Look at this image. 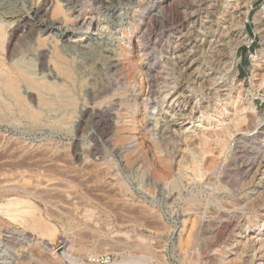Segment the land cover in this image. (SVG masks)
Wrapping results in <instances>:
<instances>
[{
	"label": "rangeland",
	"instance_id": "374dc122",
	"mask_svg": "<svg viewBox=\"0 0 264 264\" xmlns=\"http://www.w3.org/2000/svg\"><path fill=\"white\" fill-rule=\"evenodd\" d=\"M11 1L29 11L44 0ZM99 1L59 0L68 19L58 14L56 23L70 38L54 43L47 35L58 30L42 32L64 56L52 83L34 52L38 33H31L43 16L20 32L0 0V264L35 254L34 264H264V199L253 209L247 204L254 169L246 168L264 156V139L251 143L264 125V0H223L216 15L205 9L215 0H190L192 10L180 0L182 22L160 9L155 20L144 16L162 0ZM238 42L233 77L228 53ZM113 64L118 71L109 70ZM146 65H157V101L148 99ZM3 72L20 73L13 95ZM230 99L235 104L224 106ZM85 106L108 109L111 120L83 117ZM237 118L245 122L230 128ZM226 129L218 154L214 134L222 138ZM170 134L183 141L175 158L164 144ZM199 136L210 147L198 164L213 168L197 179L183 157L194 156ZM17 201L24 205H9ZM66 251L74 261L63 258Z\"/></svg>",
	"mask_w": 264,
	"mask_h": 264
},
{
	"label": "bare ground",
	"instance_id": "6f19581e",
	"mask_svg": "<svg viewBox=\"0 0 264 264\" xmlns=\"http://www.w3.org/2000/svg\"><path fill=\"white\" fill-rule=\"evenodd\" d=\"M115 0H100L99 2L100 3H102L103 5L104 4H111V3H113ZM118 1V0H117ZM182 1H184V3H186V4H188L189 5V9L190 10H192L195 6H194V4L191 2V4H189L190 2H188L187 3V1L188 0H182ZM195 1V0H194ZM24 2V1H23ZM179 2H180V0H162V1H157V2H155L154 3V5H153V8H151V9H149L147 12H146V14L144 15L147 19H149V20H151L152 21V19L153 20H155L156 19V15L154 14L155 13V11H156V9H157V11H158V9H160L161 11H162V13L161 14H166L167 13V15L169 14V15H171L173 18H175L176 20H177V22H182V17H184L182 14H181V12H180V9H179V7H178V4H179ZM197 2V1H196ZM215 2L216 3H218V5L217 6H215L214 4H209L208 3V6L205 8V9H210V15H216L217 13H219L218 12V8H220L221 7V5L220 4H223V0H215ZM227 2V1H226ZM200 3H202L201 2V0H200ZM211 3V2H210ZM31 4V3H30ZM42 5L41 6H39L38 8H33V9H31V10H29V11H24V10H22L21 9V7H20V9L18 8V6H17V2H14L13 3V1H11V0H6V2H5V6H4V8H3V10H4V13L3 12H1L2 13V15H6L7 17H9L10 19H12V21L14 20V21H16V22H18V23H21V26H18L17 27V29L16 30H20V32L22 31V29H23V31H24V29H29V27L31 28V26H32V24H31V21H34V20H36V19H40L41 17L40 16H43V18H41V20L38 22V24H37V26H36V28L35 27H33V28H31V31H30V29L28 30V32H31V33H34V32H36L37 31V37H35V38H37V39H34L35 40V42H36V40H37V44L35 43V50H34V52L36 53V55L38 56V58H39V60H40V65H42V68L44 69V70H46L47 72H48V78H49V80L50 81H52V83H54L53 81L54 80H58V77L60 76L59 74H58V71H59V69L57 70V68H58V65H61L62 64V59H63V55H61V52L57 49V47H56V44L54 45V46H51L52 45V41L50 42V44L49 43H47V42H49V41H47L46 42V40L48 39V37H50V38H55L56 39V41L54 40V43L55 42H57V43H60V41L61 40H66V39H68V38H70V35H69V31L68 30H64V27H63V29H62V27H61V25H60V27H59V25H57V23H56V21H57V19H56V16H58V14H62L63 15V19H68L67 18V15H66V17H64L65 16V11H64V9H63V6L59 3V0H44L43 1V3H41ZM182 5V4H181ZM195 5H196V3H195ZM203 5V4H202ZM31 7V6H30ZM200 7V6H199ZM105 8V7H104ZM204 8H202V9H204ZM30 9V8H29ZM225 9V8H224ZM250 9H251V7H250V2H248L247 4H246V7H245V11L241 14V16H240V20H239V22H238V25H237V27L239 26V28L237 29V31H238V35L241 33L243 36H244V34H245V32H244V26H245V23L248 21V15H249V12H250ZM189 10V11H190ZM186 11V10H185ZM191 12V11H190ZM193 12V11H192ZM188 13V12H187ZM48 14H50L49 15V17H48ZM195 14V13H194ZM220 14V13H219ZM62 15H60V16H62ZM157 15H159V13L157 14ZM186 16V15H185ZM7 17H6V19H7ZM40 17V18H39ZM143 17V16H142ZM59 18V17H58ZM166 18H167V16H166ZM62 19V20H63ZM143 19V18H142ZM212 19V18H211ZM167 20H169V19H167ZM171 20V19H170ZM209 20V19H208ZM65 22L67 21V20H64ZM174 21V20H173ZM175 22V21H174ZM184 22V21H183ZM262 22V21H261ZM20 25V24H19ZM148 25V24H147ZM145 27V26H144ZM168 27V26H167ZM264 28V27H263ZM66 29V28H65ZM185 29V28H184ZM193 29V28H192ZM50 30H58V32L57 33H55V34H53L52 33V36H51V34L49 35H45L46 37H44L43 36V34H42V32L43 31H49L50 32ZM19 33V32H18ZM17 33V34H18ZM23 33V32H22ZM2 34V29H1V26H0V35ZM28 34V33H27ZM36 34V33H35ZM40 34H42V35H40ZM14 35V34H13ZM12 35V36H13ZM16 35V34H15ZM20 35H21V33H20ZM21 36H23V34L21 35ZM25 37H26V35H24ZM24 36H23V38H24ZM30 36V35H29ZM33 36H36V35H33ZM32 35H31V37H33ZM41 37H44V38H41ZM16 38H20L19 36L18 37H16ZM22 38V39H23ZM30 38V37H29ZM28 37H26V39H29ZM47 38V39H46ZM32 39V38H31ZM31 39H29V40H31ZM60 39V40H59ZM245 39V38H244ZM23 40H25V39H23ZM49 40V39H48ZM170 40V39H169ZM32 41H33V39H32ZM59 41V42H58ZM31 42V41H30ZM19 43V42H18ZM20 43H22V42H20ZM33 43V42H32ZM11 45V41H10V43H9V45H8V47H11L12 48V46H10ZM16 45V44H15ZM240 45V42H238V43H236L235 45H234V47L233 48H230V50H229V53H228V55H229V57H230V59H231V62L230 63H228L230 66H231V68H232V73H233V77L235 76V74H236V66H235V63L233 62V58H234V55H235V51H236V49L238 48V46ZM32 46V45H31ZM173 46V45H172ZM14 47V46H13ZM163 47V46H162ZM15 48V47H14ZM33 47H31V49H32ZM168 48V47H167ZM163 49V48H162ZM66 52V51H65ZM8 54H10V53H8ZM63 54V53H62ZM106 55V54H105ZM68 56V55H67ZM113 57V56H112ZM64 59H66V58H64ZM159 59V58H158ZM66 62V61H65ZM0 64H1V62H0ZM2 65L3 64H1V66H0V69H2ZM131 66H133V65H131ZM156 66L157 65H146V71H145V76H146V79H149V82H147V84L150 86L149 87V93L147 94L149 97H148V99H150L151 97H153L154 99H155V101H157L158 99H159V92L158 91H160V90H157L158 88H157V80H156V78L154 77V75H152V73L155 71V69H156ZM228 66V65H227ZM41 67V66H40ZM107 67L109 68V70H112V71H118V65H107ZM164 67H166V65L164 66ZM138 68V67H137ZM11 69V68H10ZM101 69V68H100ZM122 69V68H121ZM8 70V69H7ZM16 70V69H15ZM61 70V69H60ZM138 70H140V69H138ZM3 71V70H2ZM16 71H18V68H17V70ZM65 71V70H64ZM122 71V70H121ZM131 71H132V69H131ZM68 72V71H67ZM136 72V71H135ZM65 73H66V71H65ZM13 74H14V76H13ZM23 74V73H22ZM21 74V75H22ZM67 74V73H66ZM134 74V73H133ZM12 75V76H11ZM20 75V73L18 74V76ZM24 75V74H23ZM22 75V76H23ZM64 75V74H63ZM1 76H2V81L4 82V84H3V86L5 85V87H7L8 88V90L10 91V90H12V92H14L13 90L14 89H16L17 88V90H18V87L16 86V84H15V80H16V78H18V76H17V73H14V72H11V74L10 73H5V72H3L2 74H1ZM21 76V77H22ZM28 76V75H27ZM133 76H135V75H133ZM159 76V75H158ZM164 76V75H163ZM16 77V78H15ZM26 76L24 75L22 78L24 79ZM117 77V76H116ZM124 77V76H123ZM128 77V76H127ZM131 77H132V75H131ZM60 78V77H59ZM67 78V77H66ZM163 78V77H162ZM1 79V78H0ZM22 79V81H25V80H23ZM129 80V79H128ZM27 82L29 81V83L30 84H32L30 87H32V86H34V85H36V81H35V83H34V81H32L31 79H29L28 80V77H27V80H26ZM40 81V80H39ZM38 80H37V83L39 82ZM119 81H121V80H119ZM209 81V80H208ZM114 82V81H113ZM112 82V83H113ZM40 83V82H39ZM38 83V84H39ZM37 84V85H38ZM41 84V83H40ZM40 84H39V88H40ZM114 84V83H113ZM121 84V83H120ZM127 84V83H126ZM140 84H141V82H140ZM146 84V83H145ZM142 85V84H141ZM15 86H16V88H15ZM41 88H43V85L41 84ZM47 86H50V85H47ZM114 86V85H113ZM140 86V85H139ZM29 87V88H30ZM58 87V86H57ZM100 87V86H99ZM104 87V86H103ZM106 87V86H105ZM33 88V87H32ZM45 88V87H44ZM47 88V87H46ZM49 88H52V87H49ZM109 88H110V86H109ZM160 88H162V87H160ZM163 88H165V87H163ZM254 88L255 89H257V86H254ZM99 89V88H98ZM102 89V88H101ZM106 90L108 89V87L107 88H105ZM46 90V89H45ZM50 90H53V89H50ZM105 90V91H106ZM16 91V90H15ZM97 91V90H96ZM102 91H104V90H102ZM125 91V90H124ZM11 92V91H10ZM11 92V93H12ZM108 92V91H107ZM110 92V91H109ZM108 92V93H109ZM113 92H115L114 90H113ZM130 92V91H129ZM97 93V92H96ZM103 93V92H102ZM101 93V94H102ZM105 93V92H104ZM125 93V92H124ZM14 93H12V95H13ZM121 94V93H120ZM90 95H92L91 93H90ZM122 95H124L123 93H122ZM144 95H145V93H144ZM119 96V95H118ZM91 97V96H90ZM114 97V96H113ZM130 97V96H129ZM14 98H15V96H14ZM18 98H20L19 96H18ZM106 98V97H105ZM112 98V97H111ZM119 98V97H118ZM118 98H116V99H118ZM16 99V98H15ZM107 99V98H106ZM112 99H114V98H112ZM104 100V99H103ZM103 100H102V102H103ZM234 100H235V98H234ZM42 101H43V99H42ZM21 102H23V101H21ZM232 102V104L234 105L235 103L233 102V100H226L225 102H224V106L225 105H227L228 103L230 104ZM107 104H109V103H107ZM111 104V103H110ZM146 104V103H145ZM232 105V106H233ZM99 107V106H98ZM104 108V107H103ZM217 108V107H216ZM216 108H214L215 110H216ZM245 110V109H244ZM252 110V109H251ZM120 112V111H119ZM214 112V111H213ZM216 112V111H215ZM235 112V111H234ZM80 114V113H79ZM234 114V113H233ZM110 115V113L108 112V109L106 110V111H102V110H98L95 106H85L84 108H83V110H82V116L83 117H87V118H91V119H94L95 120V122L97 123V124H103V123H108V121H109V116ZM238 115V114H237ZM213 116V115H212ZM212 116H209V119H208V121L210 120V118L212 117ZM215 116V115H214ZM235 116H236V114H235ZM240 116V115H239ZM238 116V117H239ZM132 118H134V117H132ZM247 118V117H246ZM212 119V118H211ZM235 119V118H234ZM239 118H237V120H238ZM83 120V119H82ZM85 120V119H84ZM111 120V119H110ZM132 120V119H131ZM134 120V119H133ZM232 120V119H231ZM236 120V123L234 124V125H230L231 127L230 128H240L241 127V125L245 122V120H238L237 121ZM222 121V120H221ZM220 121V122H221ZM234 121L235 120H233V123H234ZM248 121V120H247ZM94 122V121H93ZM223 123V122H222ZM101 124V125H102ZM221 124V123H220ZM222 125V124H221ZM107 126V125H106ZM111 126V125H110ZM125 126V125H124ZM132 126V125H131ZM102 128V127H101ZM123 128V127H122ZM131 128V127H130ZM235 129V130H236ZM238 130V129H237ZM248 130H249V128L248 127H244L243 129H241L240 131H242L243 133L245 132V133H247L248 132ZM109 131V130H108ZM239 131V132H240ZM117 132V131H116ZM141 133V132H140ZM244 133V134H245ZM251 133V132H250ZM221 134H222V138H220V134H218V133H215L214 135V137H216V140L214 141L215 143H216V146L218 147V149L216 150L217 151V153L218 154H221L222 152H223V149H224V147L226 146V143H227V135L230 137V132H229V129L227 130H225V131H222L221 132ZM224 134H227L226 135V139H223V136H224ZM166 135H168V134H166ZM165 134H164V137L166 136ZM202 135H204L205 136V134H202ZM250 135V134H249ZM122 136V135H121ZM169 137V138H168ZM167 138H168V140L164 143L165 144V146L167 147L168 145V142L169 143H171L170 145H171V147H172V150H173V152L171 153V155H170V157L172 158H175V157H178L179 155H181V147L179 146V142H183L182 140H178L174 135H169ZM205 137H207V136H205ZM228 137V138H229ZM253 141H251V143L252 144H256L254 141L255 140H258V143L260 142L259 140L260 139H264V125H262L258 130H257V132H256V134H254L253 136ZM119 138V137H118ZM108 139V138H107ZM120 139V138H119ZM118 139V140H119ZM165 139H166V137H165ZM212 139V138H211ZM243 139V137L241 136V137H238L237 138V140H242ZM123 140V139H122ZM236 140V139H235ZM261 140V141H262ZM199 141V142H198ZM198 141H195V142H193V146H192V148H193V154H192V152H191V154L192 155H194V156H192V157H189V156H186V157H183V158H186L187 159V165L186 166H188V170H190V172H191V174H192V177L193 178H197V179H199L200 177L201 178H203V175L205 174V172H209L213 167L211 166L210 167V165L208 164V166H207V163H206V166H205V162H204V165H199L198 163L200 162V159L199 158H201V156H203L206 152H207V150L209 149V147H210V144L205 140V139H203L201 136H199V140ZM120 142V141H119ZM122 143V142H121ZM167 143V144H166ZM246 144L247 143V141H243V142H239V143H237V144ZM262 143V142H261ZM188 146H189V144H187ZM192 145V144H191ZM97 146V145H96ZM165 146H164V148H165ZM190 147V146H189ZM243 147V146H242ZM191 148V147H190ZM261 148V147H260ZM259 148V150H261ZM168 149V148H167ZM169 149H171V148H169ZM168 149V150H169ZM237 150H239V149H237ZM170 151V150H169ZM192 151V150H191ZM210 151V150H209ZM240 151V150H239ZM171 152V151H170ZM250 153V152H249ZM253 153V152H252ZM251 153V154H252ZM259 153V152H258ZM237 155V154H236ZM93 158V157H92ZM205 158V157H204ZM215 158V157H214ZM185 159V160H186ZM217 159V158H216ZM205 160V159H204ZM211 160V159H210ZM212 160H214V159H212ZM242 161V160H241ZM185 162V161H184ZM207 162V161H206ZM210 162V161H209ZM208 162V163H209ZM212 162V161H211ZM210 162V163H211ZM213 162H215V160L213 161ZM212 162V164H214L215 165V163H213ZM217 163V162H216ZM240 163V162H239ZM160 164V163H159ZM162 164V163H161ZM2 165V164H1ZM213 165V166H214ZM201 167H203L202 169H201ZM215 167V166H214ZM244 167V166H243ZM1 168H3V166L1 167ZM13 168V167H12ZM246 168H248L249 170L251 169V170H253L252 171V174H250L249 176H251L249 179H250V181H249V183L251 182V185L253 186V192H254V194H253V197L251 198V199H249V202L247 203L249 206H251L252 207V209H253V206L255 207H259L260 205H258L259 204V202L261 201V200H263L264 199V156H261L260 158L258 157V158H255V159H253L252 161H250V162H248L247 163V165H246ZM19 169V168H18ZM162 169H166L167 170V168H166V166L165 165H163L162 164ZM0 170H2V169H0ZM15 170V169H14ZM16 171V170H15ZM2 172V171H1ZM216 175V174H215ZM179 176H182V175H180L179 174ZM186 176V175H185ZM188 176V175H187ZM186 176V177H187ZM3 178V177H2ZM2 178L0 179V180H2ZM181 178V177H180ZM188 178H191V177H188ZM211 178V177H210ZM5 179V178H4ZM211 180V179H210ZM213 180V179H212ZM243 181H245V180H243ZM247 181V180H246ZM24 182V181H23ZM2 183V182H1ZM243 183V182H242ZM28 184V183H27ZM26 184V185H27ZM40 184V183H39ZM29 185V184H28ZM49 185V184H48ZM5 186V185H4ZM7 186V185H6ZM9 186V185H8ZM13 186V185H12ZM18 186V185H17ZM248 186V185H247ZM3 187V186H2ZM39 187V186H38ZM48 187V186H47ZM50 187V186H49ZM242 187V186H241ZM173 189H174V187H172ZM243 188V187H242ZM2 189V188H1ZM24 189V188H23ZM41 189H44V188H41ZM26 189H24V191H25ZM28 190V189H27ZM35 191V190H34ZM49 191V190H48ZM51 191V190H50ZM47 192V191H46ZM16 193V192H15ZM28 193V192H27ZM33 193V192H32ZM18 194H19V192H18ZM34 194H36V193H34ZM20 195V194H19ZM22 195V194H21ZM40 196H41V194H40ZM52 196V195H51ZM49 196H47V198H48ZM251 197V196H250ZM30 198V197H29ZM44 198V197H43ZM171 198V197H170ZM40 199V198H39ZM262 203H264L263 201H261ZM21 204H23L24 205V202H13V203H10L9 205L10 206H17V205H21ZM229 204H231V203H229ZM227 205V204H226ZM241 205V204H240ZM49 206V205H48ZM202 206V205H201ZM224 207H225V205H224ZM227 207V206H226ZM233 207V206H232ZM201 208V207H200ZM230 208V207H229ZM236 208V207H235ZM261 208V207H260ZM222 209H224V208H222ZM227 209V208H226ZM255 209V208H254ZM24 210L25 211H27V212H29V213H32L33 212V209H31V207H25L24 208ZM49 210V209H48ZM196 210V209H195ZM195 210H194V212H195ZM198 210V209H197ZM201 210V209H200ZM51 210H49V212H50ZM215 211V210H214ZM22 213V212H21ZM24 213V212H23ZM217 213V212H216ZM52 214V213H51ZM263 213H261V215H262ZM52 216V215H51ZM54 216V215H53ZM52 216V217H53ZM46 217V216H45ZM16 218V217H15ZM49 218V217H48ZM54 218V217H53ZM52 218V219H53ZM195 218V217H194ZM25 219V218H24ZM238 220V219H237ZM19 222V221H18ZM7 223V222H6ZM218 223V222H217ZM35 225V224H34ZM21 227V226H20ZM225 227H227V226H225ZM224 227V228H225ZM254 227V226H253ZM193 228V227H192ZM233 228V227H232ZM43 229V228H42ZM195 229V228H194ZM192 230V229H191ZM226 230V229H225ZM225 230H223V231H225ZM198 231V230H197ZM219 231V230H218ZM191 232V231H190ZM227 232V231H226ZM225 232V233H226ZM222 233L223 232H217L216 233V238L217 239H220L221 238V235H222ZM236 233V232H235ZM189 235H190V233H188ZM228 234V233H227ZM191 235H193V234H191ZM226 236V235H225ZM193 237V236H192ZM191 237V238H192ZM7 238V237H6ZM188 238V240H190L189 239V237H187ZM232 238V237H231ZM249 238V237H248ZM247 238V239H248ZM230 239V238H229ZM255 239V238H254ZM7 240V239H6ZM187 240V241H188ZM210 240V239H209ZM223 240H224V238H223ZM246 240V239H245ZM250 240V239H249ZM186 241V242H187ZM247 241V240H246ZM239 242V241H238ZM245 242V241H244ZM262 242V241H261ZM189 243V242H188ZM230 243V242H229ZM231 244V243H230ZM237 244V243H236ZM263 244H264V241H263ZM263 244H261L260 246L261 247H263L264 245ZM241 245H244V244H241ZM263 245V246H262ZM81 246H83V245H80V247ZM245 246L246 245H244V248H245ZM226 247V246H225ZM228 248V247H227ZM229 248H230V246H229ZM243 248V249H244ZM249 248V247H248ZM35 250V249H34ZM40 250V249H39ZM204 251V250H203ZM248 251V250H247ZM68 251H66V252H62V255H63V258L65 259V257H66V259L68 258V260L69 261H74L73 259H72V257L71 256H68L69 254L67 253ZM242 252V251H241ZM34 253H35V251H34ZM213 253V252H212ZM243 253V252H242ZM42 254V253H41ZM246 255H247V253H246ZM261 255V254H260ZM35 256H36V254H35ZM35 256H32V255H30V256H25V257H23V256H21V258L20 257H18V255H17V258H15V260H12V261H10L9 263H7V264H34L35 262H33V259H34V257ZM40 256V255H39ZM223 256V255H222ZM252 256V255H251ZM46 257V256H45ZM89 258H90V261L91 262H95V258L97 257V256H95L93 253H90L89 254V256H88ZM221 257V256H220ZM236 257H238V256H236ZM262 257V256H261ZM39 259L38 260H40V258L41 257H38ZM62 258V257H61ZM37 259V258H36ZM243 259V258H242ZM41 260H43V259H41ZM67 260V261H68ZM233 260V259H232ZM44 261H46V260H44ZM44 261H42V262H44ZM47 261H48V259H47ZM51 261V260H50ZM230 261V260H229ZM237 261V260H236ZM49 262V261H48ZM47 262V263H48ZM224 262V261H223ZM233 262V261H232ZM231 262V263H232ZM248 262V261H247ZM246 262V263H247ZM52 263V262H51ZM130 264V263H128V262H125L124 264ZM225 263V262H224ZM36 264H37V262H36ZM39 264V263H38ZM42 264V263H41ZM50 264V263H49ZM52 264H54V263H52ZM221 264V263H220ZM249 264V263H248Z\"/></svg>",
	"mask_w": 264,
	"mask_h": 264
}]
</instances>
